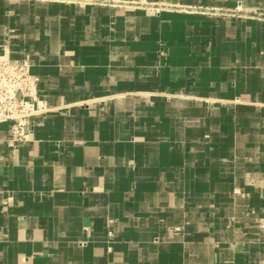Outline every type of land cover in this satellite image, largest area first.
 <instances>
[{"label": "crops", "instance_id": "1", "mask_svg": "<svg viewBox=\"0 0 264 264\" xmlns=\"http://www.w3.org/2000/svg\"><path fill=\"white\" fill-rule=\"evenodd\" d=\"M30 141L0 124V264H261L264 0H0Z\"/></svg>", "mask_w": 264, "mask_h": 264}, {"label": "built area", "instance_id": "2", "mask_svg": "<svg viewBox=\"0 0 264 264\" xmlns=\"http://www.w3.org/2000/svg\"><path fill=\"white\" fill-rule=\"evenodd\" d=\"M50 110L48 103L39 97L38 77L31 73L30 62L15 63L0 52V124L14 123L9 144L15 147L30 141L33 117ZM256 225L264 235V213L256 217Z\"/></svg>", "mask_w": 264, "mask_h": 264}]
</instances>
